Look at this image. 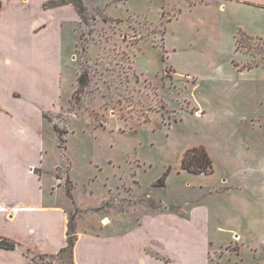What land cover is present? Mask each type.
<instances>
[{"label": "rangeland", "instance_id": "obj_1", "mask_svg": "<svg viewBox=\"0 0 264 264\" xmlns=\"http://www.w3.org/2000/svg\"><path fill=\"white\" fill-rule=\"evenodd\" d=\"M81 1L56 26L60 84L42 109V168H26L45 204L164 257L179 241L198 264H264V0ZM14 86L1 101L23 97ZM196 148L212 174L183 169Z\"/></svg>", "mask_w": 264, "mask_h": 264}, {"label": "crops", "instance_id": "obj_2", "mask_svg": "<svg viewBox=\"0 0 264 264\" xmlns=\"http://www.w3.org/2000/svg\"><path fill=\"white\" fill-rule=\"evenodd\" d=\"M47 1L51 0H0V89L16 82L13 88L23 96L0 100L9 106L7 113L0 112V238L16 244L14 250L0 248V264H60L62 250L68 247L70 211L46 205L44 183L26 172L29 166L42 168L46 131L42 109L56 101L60 82L63 39L56 26L79 17L72 4L44 10ZM76 232L74 264L199 263L184 255L185 242L177 241V256L169 258L164 257L168 249L154 241L147 246L130 233L92 235L78 223ZM144 245L153 250L141 251Z\"/></svg>", "mask_w": 264, "mask_h": 264}, {"label": "trees", "instance_id": "obj_3", "mask_svg": "<svg viewBox=\"0 0 264 264\" xmlns=\"http://www.w3.org/2000/svg\"><path fill=\"white\" fill-rule=\"evenodd\" d=\"M63 3L61 5L51 4V7H59L67 5ZM69 4H73L78 10L79 14L82 15L84 12L83 3L81 0H72ZM1 9V4H0ZM182 167L184 170L193 174H212L213 173V162L204 148H196L188 151L182 161ZM77 240L76 223L74 222V216L71 217L69 222L68 230V247L62 250V254H68L71 264L73 262V251ZM0 248L14 250L16 244L10 242L7 239L0 238Z\"/></svg>", "mask_w": 264, "mask_h": 264}]
</instances>
